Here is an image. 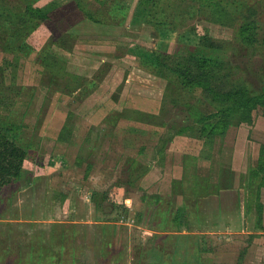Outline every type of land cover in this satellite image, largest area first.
<instances>
[{
	"label": "rangeland",
	"instance_id": "1",
	"mask_svg": "<svg viewBox=\"0 0 264 264\" xmlns=\"http://www.w3.org/2000/svg\"><path fill=\"white\" fill-rule=\"evenodd\" d=\"M171 1L174 17L166 13L174 29L134 19L130 6L139 0L34 1L51 12L47 21L29 17V0H0V127L29 147L22 177L0 190V264H25L33 244L46 245L54 236L57 242L62 231L66 264H102L112 257L118 258L113 264H195L197 252L218 264H264V183L245 189L241 180L199 206L192 200L191 231L176 234L172 218L180 202L173 199L166 212L172 182L188 175L187 161L204 159L206 149L196 124L191 134L178 131L194 124L188 103L206 112L216 108L200 90L169 82L162 68L158 74L140 68L130 53H187L190 40L197 43L190 29H208L224 46L220 56L233 65V77L263 85L264 0L243 1L255 10L259 43L253 46L239 36L246 6L235 20L217 23L197 0ZM50 52L58 59L48 65L43 58ZM218 139L234 145L232 161L245 179L244 163L262 152L264 116ZM166 227L171 237L161 233Z\"/></svg>",
	"mask_w": 264,
	"mask_h": 264
},
{
	"label": "trees",
	"instance_id": "2",
	"mask_svg": "<svg viewBox=\"0 0 264 264\" xmlns=\"http://www.w3.org/2000/svg\"><path fill=\"white\" fill-rule=\"evenodd\" d=\"M34 1L36 0H29L27 4L26 12H28L29 17L33 20H49L51 12L45 11L40 4H36ZM197 1H199V3L196 4V7H199L200 11L204 10V12H207L209 18L217 23L233 21L237 18L238 11L241 10V8L243 10L245 9L244 6L249 8L250 11L248 13L244 11L241 13L246 20L239 27V36L248 46H253L256 42L259 43V39L256 37L258 24L255 19V10L252 9V7L250 8V5L243 2L245 0ZM124 6H121L120 9L125 8L126 10L127 7L126 13H128V6ZM175 6L176 5L171 0H139L138 5L135 7H132V5L130 6V14L132 13L134 19L140 17L141 23H147L157 27H166L167 25L174 29L175 21L169 20L172 16L166 12H170L174 17L173 12ZM142 9L148 10V14L143 15V13L140 12ZM89 17H93V15L89 13ZM24 27L27 26L25 25ZM190 30L195 38H197V43H193L191 40L194 39H191L190 44L192 46H190V50L187 53H172L168 48L164 51H145L142 48H136L131 49L130 53L133 54L135 58H138V66L140 68H144V70L146 69L155 74H158L156 69L162 68L164 76L169 78V82L175 80V82L180 84L182 90H200L215 106V110L206 112L199 109L195 104L188 103L189 111L194 118V124L185 125L178 131L184 134L186 131L190 132V129H196L197 125L200 135L205 138V156L212 157V150L218 137L226 135L227 131L232 126L253 124L259 114L264 116V81L263 85L251 87L244 77H242L243 79L240 77L238 79L234 78L233 65L220 56V50L224 48L220 41L213 37L208 29L203 32L197 29V27H193ZM25 32V29L20 32L17 30L18 35L19 33ZM14 37H17V35H14ZM203 47L207 48V52L203 50ZM256 48L257 47H255L254 51ZM54 56L55 55L50 52L43 58V62L50 65L52 61L58 59V57H55L54 60ZM59 60L54 63L55 66H57ZM241 70H243V73L245 72L244 69H240V71ZM176 100L177 99L174 98V102H177ZM8 130L9 129L0 127V190L4 186L12 184L22 177L29 155V147L22 145L14 137L8 135ZM188 134H191V132ZM261 151L257 166L250 167V171L246 174V176H249V185L254 182L259 183V185L260 183L261 185L264 183V176L262 178L259 177V175H263L264 173V145L261 146ZM142 166H145V169L147 168L146 165L142 164ZM230 171L235 174L234 170L230 169ZM261 179L262 181L259 182ZM160 198L159 195L156 200L159 201ZM182 211H184V208L178 209L173 219L175 222H179L180 213ZM259 212H262L260 208ZM64 233V231L60 232L57 236V242L54 236L46 245L45 243H39L38 247L35 248V244H33L31 251L28 253L29 259L26 263L66 264V260L64 259V249H66V243L64 241L66 238L64 237ZM69 251L74 256L76 255L74 247ZM54 259L57 260L55 261ZM80 263L88 264L85 260ZM4 264H15V262L6 259ZM72 264L79 263L73 262ZM196 264L218 263L212 260L202 259Z\"/></svg>",
	"mask_w": 264,
	"mask_h": 264
},
{
	"label": "crops",
	"instance_id": "3",
	"mask_svg": "<svg viewBox=\"0 0 264 264\" xmlns=\"http://www.w3.org/2000/svg\"><path fill=\"white\" fill-rule=\"evenodd\" d=\"M224 139H218L217 142L214 144V147L212 150V157L211 156L210 157L205 156V158L202 159L203 157H194L193 156L192 158H194L193 159L194 163H190L189 161L185 160L188 162L186 164V166L188 167V170H187L188 175L185 174L181 178L174 180L172 182L173 183L172 186H174V187L171 186L172 189L170 190V194L168 195L169 205H168L166 212L169 211L171 213V207H169V206H171V203L174 202L173 199H175V200L177 199V201L180 202L181 209L184 208V211H182L180 213L179 222H175V220H173L174 217L172 218V220H173L172 222L177 223V228L175 230L176 234H177V232H183V231L185 232L186 230L191 231V229H189L190 228L189 225L191 224L190 223L191 220L189 219V217H190L193 210L191 211L189 207H190V202H192V200H193V202H195L194 203L195 206L196 205L199 206V204L201 203L199 201L202 199H207L209 196H212V194H213L212 192H216V191H218V189H221V191H223L224 189H230V188L233 189V187L236 186V183H240L241 180H243L244 186L241 185L240 187L243 186V188L246 189L247 187L251 186L248 184L249 183V176L248 175L245 176V179H243L241 177L244 174L243 170H242V172L241 171L238 172L240 175L236 172V169L234 167L235 161H232L234 151H235L233 149L234 145L229 146L227 144H224L223 143ZM220 140L223 143L221 145L222 147L220 146V148H219L222 150V153H221V157L219 159H216L215 155H214V151L217 148L218 144L220 143L219 142ZM187 156H192V155H187ZM190 160H191V158H190ZM206 161H207V163H205ZM258 161L259 160H256L254 163H252V162L251 163H244V164H246V167H248L247 172L250 171V167L257 166ZM184 163H186V162H184ZM142 164L146 165V166L150 165L149 163H142ZM230 169L234 170V172L236 174L232 173L230 171ZM226 172H227V174H226ZM146 174H147V172L145 173V175ZM238 178H240L239 181H238ZM183 184H186L185 189H183ZM247 184H248V186H247ZM240 187H238L237 189H240ZM187 188L190 189L191 193L194 192V195H192L191 193L186 194L185 191ZM182 191L184 193H182ZM175 192H177V193H175ZM173 193H175L174 197H173ZM160 197L161 198L159 201L156 200L157 205L158 204L161 205V203L163 201L164 197H162V195ZM250 197L252 198V196H248L249 202L251 200ZM254 206L255 205L250 206V203L248 205L247 211L250 215L255 214L254 212H251V210L253 209ZM176 212H178V210L175 211V213ZM170 213H168V214H170ZM187 227H189V228H187ZM154 232L160 234L158 230H155ZM171 232H174V231H172L168 227H166L162 230L161 233L164 234V237L166 238L167 236L171 237V235H168ZM205 233H209V232L205 231ZM205 244H206L207 250H209V247L207 245L206 240H205ZM201 258L203 260L204 259L206 260V258L204 256L200 255V253L197 252L195 264L198 263L200 260H202ZM105 260L106 261L103 262L102 264H113L118 260V258H115V261H114V258L112 257L111 262H108L107 261L108 259H105ZM212 261L217 262L215 260H212Z\"/></svg>",
	"mask_w": 264,
	"mask_h": 264
}]
</instances>
